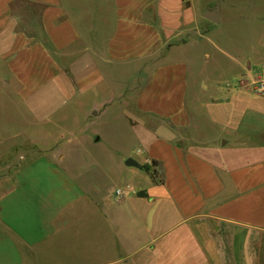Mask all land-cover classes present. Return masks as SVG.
<instances>
[{"label": "crops", "instance_id": "crops-1", "mask_svg": "<svg viewBox=\"0 0 264 264\" xmlns=\"http://www.w3.org/2000/svg\"><path fill=\"white\" fill-rule=\"evenodd\" d=\"M211 2L0 0V91L33 119L12 136L22 166H0V264H38L43 245L72 264H261L264 99L198 86ZM217 97L221 121L204 114Z\"/></svg>", "mask_w": 264, "mask_h": 264}, {"label": "rangeland", "instance_id": "rangeland-1", "mask_svg": "<svg viewBox=\"0 0 264 264\" xmlns=\"http://www.w3.org/2000/svg\"><path fill=\"white\" fill-rule=\"evenodd\" d=\"M216 1L219 4L220 23L216 25L202 20L203 25L208 28V37L211 42L204 44L208 57L203 53L195 56L197 73H203L205 76L199 81L198 86L206 89L213 84L223 92L238 90L247 98H259L253 93L248 83L264 78V0H227L232 16L223 15L221 0H212V7L215 6ZM13 91V88H7L5 92L0 91V134L7 137L5 144L0 145V166H7L8 171L22 166L25 153L31 150L30 144H17L12 136L16 130L26 128L27 120H33L28 105L18 103ZM220 99L217 97L215 100L219 102L216 106L204 112L205 118L222 120ZM40 102L42 110L39 113V119L48 123L39 124L38 127L41 130L51 131L55 126L52 120H57L61 111L57 108L59 98L48 94L41 98ZM244 112L246 120L252 122V112ZM240 150L241 147L232 142L224 147L225 155L230 158L237 155ZM45 249L43 245L39 250L38 264H49L51 259H55V264L68 263L67 261L72 264L74 258H76L74 260L78 259L70 255V260L66 258L63 262L59 261L61 257L53 256L49 257L48 261ZM260 260L261 264H264V249Z\"/></svg>", "mask_w": 264, "mask_h": 264}, {"label": "water", "instance_id": "water-1", "mask_svg": "<svg viewBox=\"0 0 264 264\" xmlns=\"http://www.w3.org/2000/svg\"><path fill=\"white\" fill-rule=\"evenodd\" d=\"M202 17L213 23V24H219L220 23V11H219V4L218 2L215 3V6L212 7V8H209L207 10L204 11V13L202 14ZM93 115H95V113H92ZM124 164L126 166H132V167H136V168H139V164L131 159V158H128Z\"/></svg>", "mask_w": 264, "mask_h": 264}, {"label": "built area", "instance_id": "built-area-1", "mask_svg": "<svg viewBox=\"0 0 264 264\" xmlns=\"http://www.w3.org/2000/svg\"><path fill=\"white\" fill-rule=\"evenodd\" d=\"M249 87L253 91V93L264 99V78L251 81L248 83ZM112 194L116 200L119 202L123 198V190L119 188H115L112 190Z\"/></svg>", "mask_w": 264, "mask_h": 264}, {"label": "trees", "instance_id": "trees-1", "mask_svg": "<svg viewBox=\"0 0 264 264\" xmlns=\"http://www.w3.org/2000/svg\"><path fill=\"white\" fill-rule=\"evenodd\" d=\"M152 166H153V167H156V166H157V163H156L155 161H153V162H152ZM144 168L147 169V167H144ZM151 173H152L151 175H152L153 177H155V175H156L155 169H154V171H152Z\"/></svg>", "mask_w": 264, "mask_h": 264}]
</instances>
